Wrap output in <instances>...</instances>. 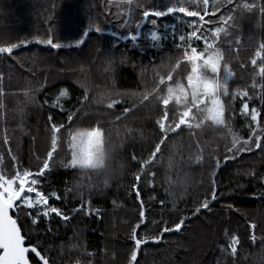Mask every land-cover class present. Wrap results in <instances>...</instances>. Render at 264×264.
I'll list each match as a JSON object with an SVG mask.
<instances>
[{
    "label": "trees",
    "instance_id": "trees-1",
    "mask_svg": "<svg viewBox=\"0 0 264 264\" xmlns=\"http://www.w3.org/2000/svg\"><path fill=\"white\" fill-rule=\"evenodd\" d=\"M168 2L151 0L161 9ZM116 12V6L110 5L109 0H0V44L24 38L31 41L14 50L12 58L0 56V88L3 89L0 155L4 157L0 167L6 172L12 169L8 155L11 150L25 167L37 171L40 163L36 157L42 161L51 148L52 123L64 124L57 134L58 146L50 161L53 166L46 170L42 190L45 193L56 190L62 199L55 204L66 211L79 206L82 198L90 201L92 209L88 215L72 216L69 222L53 215L50 223L43 221L38 230L26 231V235L31 236L33 244L45 247L53 264H76L78 260L80 264H127L132 244L129 235L138 222L139 204L130 185L135 182L133 174L139 173L142 180L138 187L148 227L142 226L138 231L145 239L158 233L159 226L151 221L160 220L162 214L164 219L180 215L189 217L181 231L165 233L159 243L149 241L142 245L139 264H264V244L261 243L264 239V199L258 195L260 183L250 181L248 176L251 171L264 173V156L259 150L255 155L245 153L243 159L227 161L222 166L231 137L226 136L223 129L205 126L196 130L194 137L187 131L180 137H173L167 147L162 146V154L154 163L145 165L143 170L139 168L137 161L149 157L157 140L154 121L161 115L157 101L141 104L142 93L154 86L157 72L163 74L161 63L167 64L168 57L182 53L173 47L171 38L162 39V47L160 42H152L150 23L142 25L135 44L108 34L109 31H122L116 27L122 19L114 15ZM176 15L158 18L162 38L171 36L173 25L184 26ZM90 20L106 31L103 36L90 32L85 43L77 47L75 43L82 39L81 33ZM49 30L54 42L62 47L51 48L32 40L36 35L44 37ZM235 34L241 37L235 53L227 50L228 39L235 37L220 38L225 59L235 73L230 78V86L233 89L248 87L251 91L254 68L248 61L257 44L264 40V17L256 12L238 18ZM196 46L203 47L202 44ZM240 62L246 65L243 71L237 66ZM187 70V66L182 65L177 70V78L183 79ZM29 89L33 90L32 100L25 96ZM61 90H66L68 95L60 97ZM111 99L119 103L108 109ZM124 107L130 109L126 115L121 112ZM235 108L238 113L239 102ZM50 114L54 117L51 122L48 120ZM68 115H73L72 121L67 120ZM117 115H121L120 120H116ZM231 123L237 134L246 138L243 118L237 115ZM94 127L101 128L105 142L122 144L117 156L123 170H120L121 163L114 160L111 178L89 171L91 187H87L84 185H88L89 180L82 178L81 170L65 168L63 163L71 159L69 133ZM198 155L203 157L201 163L196 162ZM133 156L137 157L136 161L132 160ZM169 158L171 168L168 167ZM216 159L221 161L216 179L225 194L209 209L193 215L194 202L203 199L209 188ZM81 180L82 186L78 187ZM161 200L165 205L160 204ZM173 204L184 211L172 212ZM251 222L258 225L254 233L247 230ZM20 223L25 229L29 226L23 215ZM227 230L238 234L242 240L235 256L227 249ZM252 234L255 241L249 239Z\"/></svg>",
    "mask_w": 264,
    "mask_h": 264
},
{
    "label": "snow or ice",
    "instance_id": "snow-or-ice-1",
    "mask_svg": "<svg viewBox=\"0 0 264 264\" xmlns=\"http://www.w3.org/2000/svg\"><path fill=\"white\" fill-rule=\"evenodd\" d=\"M109 4H114L117 8L114 15L122 18L116 25L122 31L111 33L118 40L135 44L141 35L142 25L150 23L152 42H160V47H162V39L171 38L174 42L173 47L178 53H182L176 57H168L167 64L162 62L159 67L163 70V74L157 72L154 86L142 93L141 104L157 101L161 115L154 121L157 140L149 157L137 161L141 170L145 165L155 162L162 154V146L167 147L168 141L173 137H180L186 131L194 137L196 130L205 126L223 129L224 134L231 137L230 146H226L228 154L224 155V161L243 159V154L255 155L257 150L264 156V40L257 44L248 61L254 68V77L250 85L251 91L248 87L238 86L233 89L230 86V78L235 73L233 66L225 59V50L220 47L221 36L226 38L234 36V40L228 39L227 50L233 53L238 52L241 37L235 34L237 20L245 14L256 12L264 17V0H259V2L257 0H169L163 9L154 6L151 0H109ZM176 14H182V16ZM169 15H176V19L184 26L177 28L176 25H173L171 36L162 38L158 18ZM107 23L110 24L111 21H107ZM92 31L103 36L106 29L90 20L88 27L81 33L82 39H78L75 45L77 47L82 45ZM32 40L51 48L62 47L60 43L54 42L51 30L44 37L36 35L32 37ZM30 42L29 39L24 38L18 39L17 42L0 44V56H4L5 59L12 58L14 50L26 46ZM198 44H202L203 47L196 46ZM233 44L237 47H233ZM108 63L111 65L110 58ZM182 65L187 66L189 70L183 79H180L177 78L179 75L177 70ZM237 66L242 71L246 67L243 62L238 63ZM255 77H258L259 81ZM183 80H186V83ZM32 92V89L25 92V96L29 100L34 99ZM67 95L66 90L59 92L60 97ZM2 96L3 89L0 88V97ZM237 102H239L238 113L235 108ZM117 103H119L118 100L111 99L107 103V108L112 109ZM2 106V101H0V107ZM129 111L128 107L121 109L124 115ZM237 115L243 118L242 127L247 130L246 138L238 135L231 123ZM53 119L54 117L50 114L49 122ZM72 119L73 115L67 116L68 121H72ZM120 119L121 115H117L116 120ZM64 127V124L52 123L51 148L42 161H40V157H36L40 163L37 171L25 167L21 158L11 150L8 155L12 169L10 172H6L3 167H0V264H53L52 257L45 247L41 244H33L31 236L26 235V231L38 230L43 221L50 223V218L53 215L63 222H69L76 214L88 215L92 211L90 201H84L83 198L79 206L66 211L55 204V201L62 199L56 190L47 193L42 190L46 170L53 166L50 161L53 160L54 152L58 146L57 134ZM69 136L68 147L71 151V159L63 163V167L79 168L82 178L87 177L89 180L88 185L84 186L91 187V177L88 176V172L98 174L106 166L103 132L100 127H94L90 130L77 129L70 132ZM4 143H8L6 137ZM197 147H199L198 143ZM3 159V155H0V163ZM195 159L197 163L203 161V157L199 155ZM132 160L136 161L137 157L133 156ZM168 167H172L171 158H169ZM220 167L221 161L216 159L209 180V188L203 199L194 202L193 215L199 214L201 210L209 209L213 202L225 194L220 190V184L216 179L217 170ZM151 175L154 177V173ZM248 176L250 181L260 183L261 189L258 195L264 199V173L251 171ZM133 180L135 182L130 187L134 198L139 201L138 222L131 228L129 235L132 244L127 264H139L138 252L142 245H146L149 241L159 243L165 233L181 231L189 219L186 215L164 219L162 214L160 220L151 221L153 225L159 226L158 233L145 239L138 231L142 226L148 227L145 204L138 187L142 175L133 174ZM151 182L150 180L149 183ZM168 182L172 183L170 178ZM82 183L81 180L78 187H81ZM105 186H107V181H105ZM63 199L66 203V196ZM160 204L165 205V201L161 200ZM227 207L231 208L232 205H227ZM96 211L99 212V210ZM171 211L182 213L184 210L178 209L173 204ZM21 215L29 225L27 229L20 223ZM257 227L258 225L254 222L247 224L249 232L254 233ZM48 230L50 231V228ZM226 235L229 237L227 249L230 250V254L235 256L238 245L242 246V240L238 234H232L231 230H227ZM249 239L255 241L256 237L252 234ZM261 243L264 244V239L261 240ZM76 264H80V261L78 260Z\"/></svg>",
    "mask_w": 264,
    "mask_h": 264
},
{
    "label": "clouds",
    "instance_id": "clouds-1",
    "mask_svg": "<svg viewBox=\"0 0 264 264\" xmlns=\"http://www.w3.org/2000/svg\"><path fill=\"white\" fill-rule=\"evenodd\" d=\"M121 147H122V144L119 142H112L111 140H108L105 142L106 166L101 173L104 174L107 178L112 177V171H113L112 162L114 160H117L118 163H121L120 170L121 171L123 170L122 162L118 160V156H117V153Z\"/></svg>",
    "mask_w": 264,
    "mask_h": 264
},
{
    "label": "water",
    "instance_id": "water-1",
    "mask_svg": "<svg viewBox=\"0 0 264 264\" xmlns=\"http://www.w3.org/2000/svg\"><path fill=\"white\" fill-rule=\"evenodd\" d=\"M107 33H108V34H111L112 32L109 31V32H107ZM111 35H112V34H111ZM85 41H86V39H85ZM84 43H85V42H84ZM84 43H83V44H84ZM83 44H82V45H83ZM226 162H227V161H225V162L222 164V166H224V165L226 164ZM10 214H11V213H10Z\"/></svg>",
    "mask_w": 264,
    "mask_h": 264
},
{
    "label": "rangeland",
    "instance_id": "rangeland-1",
    "mask_svg": "<svg viewBox=\"0 0 264 264\" xmlns=\"http://www.w3.org/2000/svg\"><path fill=\"white\" fill-rule=\"evenodd\" d=\"M138 255H139V252H138Z\"/></svg>",
    "mask_w": 264,
    "mask_h": 264
}]
</instances>
